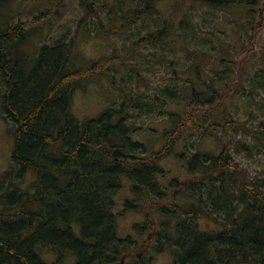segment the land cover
Instances as JSON below:
<instances>
[{
  "label": "trees",
  "instance_id": "obj_1",
  "mask_svg": "<svg viewBox=\"0 0 264 264\" xmlns=\"http://www.w3.org/2000/svg\"><path fill=\"white\" fill-rule=\"evenodd\" d=\"M7 1L0 0V6ZM125 1L137 3L127 10L121 6L125 25L154 14L156 0ZM192 1L213 12L248 7L252 18L236 36L256 30L255 18L264 11L260 0ZM184 20L188 22L179 37L198 32L189 17ZM27 25L0 27V76L5 86L0 109L16 126L11 167L0 172V264H47L39 246L74 254L76 264H151V258L167 248L173 252V264H264V178L250 177L233 155L232 144L224 145L218 155L193 151L185 157L184 180L170 178L160 164L186 130L206 135L237 123L194 120L196 110L207 117L227 98L240 97L232 84L246 90L245 79L251 83L249 89L264 90V69L254 61L248 42H242L239 51L238 42L231 44L236 54L229 58L222 47L216 59L223 69L213 79L206 78L199 65L193 77L179 78L191 85L185 90L186 111L169 114L173 128L164 134L166 145L151 153L132 138L133 95L127 94L119 109L105 110L91 120L81 122L72 114L74 91L108 74L109 60L74 70L72 44L59 39L42 46L28 69L9 49L10 43L26 40ZM173 30L164 23L163 30L141 39L140 45L168 42ZM190 38L197 41L196 35ZM240 55L243 61L234 60ZM159 92L156 101L161 104L184 98L174 86ZM124 177L132 183L124 211L143 216L133 225L137 240L121 238L117 231L114 208ZM151 251L155 254L147 256Z\"/></svg>",
  "mask_w": 264,
  "mask_h": 264
},
{
  "label": "rangeland",
  "instance_id": "obj_2",
  "mask_svg": "<svg viewBox=\"0 0 264 264\" xmlns=\"http://www.w3.org/2000/svg\"><path fill=\"white\" fill-rule=\"evenodd\" d=\"M261 1L264 4V0ZM121 6L127 10L130 6L136 7L137 3L125 0H8L0 6V27L15 26L19 22L28 24L26 40L9 44L13 57L21 60L28 69L32 68L42 46L54 45L59 39L72 44L74 70L109 60L111 70L108 74L87 80L83 88L74 91L72 114L81 122L91 120L105 110L119 109L124 97L133 95L129 108L132 116L130 126L134 130L132 138L143 143L151 153L160 151L166 145L164 134L173 128L169 114L185 113L189 94L185 90L191 85L179 78L193 77L196 74L195 65L200 66V71H205L206 78L213 79L223 69L216 59L217 54L221 58L222 47L229 58L236 54L230 49L231 44L238 42L236 50L239 51L242 42H248L251 52L255 53L254 61L264 69V11L255 18L256 30L250 31L248 36L246 31L236 36L252 18L244 5L213 12L192 0H156L152 17L146 16L138 23L128 20L129 25L121 20L124 14ZM128 15L134 16L132 13ZM183 16L190 18L198 28L197 33L177 35L188 22H181ZM164 23L174 29L168 42L140 45L143 44L139 42L141 39L163 30ZM194 35L197 41L190 38ZM258 56H262L258 59L260 61L256 60ZM234 60L243 61L244 57L240 55ZM70 68L69 64L67 71H71ZM242 82L246 90L236 83L231 86L235 92H241L240 97L227 98L220 109L207 117L202 110H196L194 118L196 123L205 118H208V123L225 124L232 120L237 123L227 124L224 129H215L206 135L191 128L186 130L172 154L160 163L169 171L170 178L184 180L188 177L185 157L189 158L193 151L218 155L226 144L233 145V155L252 179L264 178V128L259 130L264 126V90L254 91L249 89L251 83L245 79ZM166 86L181 89L180 98L183 95L184 98L171 105L158 103L156 97L160 95L159 90ZM4 95L5 86L0 76V107ZM15 129V123L0 109V172L11 167L16 149ZM28 176L30 180L35 179L32 172ZM131 187V181L124 177L114 211L119 215L118 235L121 238L134 236L137 240L139 235L134 232L133 225L141 222L143 216L124 211L123 205L132 196ZM74 229L80 234L78 225ZM38 250L47 264L58 261L61 264H76L77 261L74 254H60L53 248L39 246ZM154 254L151 251L147 256ZM173 259L172 250L167 248L155 254L150 261L151 264H173Z\"/></svg>",
  "mask_w": 264,
  "mask_h": 264
}]
</instances>
